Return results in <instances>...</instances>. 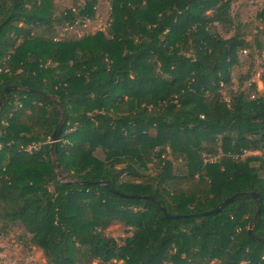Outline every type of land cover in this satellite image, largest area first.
I'll use <instances>...</instances> for the list:
<instances>
[{
	"label": "trees",
	"instance_id": "1",
	"mask_svg": "<svg viewBox=\"0 0 264 264\" xmlns=\"http://www.w3.org/2000/svg\"><path fill=\"white\" fill-rule=\"evenodd\" d=\"M232 2L110 0L108 27L71 40L55 24L93 19L97 0L57 16L53 0H0V98L20 86L60 104L12 90L0 108V220L47 264H264V96L221 92L264 27L247 40ZM115 221L121 245L105 233Z\"/></svg>",
	"mask_w": 264,
	"mask_h": 264
},
{
	"label": "rangeland",
	"instance_id": "2",
	"mask_svg": "<svg viewBox=\"0 0 264 264\" xmlns=\"http://www.w3.org/2000/svg\"><path fill=\"white\" fill-rule=\"evenodd\" d=\"M89 0H53L54 2V15L61 14L65 9L83 6ZM264 0H233L231 4V13L235 15L237 25H240V31L244 34L245 38L252 41L264 27L257 18V12L263 7ZM95 16L93 19H78L77 22L70 25L55 24L54 35L56 39H78L88 33L95 31H104L109 25L110 13V0H97L95 6ZM41 30L37 29L39 33ZM224 37L233 34L232 30L228 35L220 30ZM262 43V48L257 49L255 43H252V51L246 49L238 52V62L234 64L230 70L231 84L228 87H223L221 92L224 99L227 101L230 94L229 91H236L237 89L243 90L248 99L256 98L258 95L264 96V38L259 37ZM248 75V76H247ZM247 76V77H246ZM255 83L256 89L253 91L250 86ZM250 153V152H247ZM255 152L254 154H257ZM97 155L102 158V153L98 152ZM167 158L172 159L173 172L180 175H185L186 166L185 160L180 157L174 158L171 155H166ZM219 155L208 156L203 154V158L207 160H216ZM54 157V156H52ZM152 164L150 163L149 166ZM157 171L153 168L147 170V174L155 175ZM59 179L68 180L66 174L60 169H57ZM197 181V176L193 180H182L181 187L192 185ZM0 220V264H47L39 247L33 245H25V230L20 224L10 225ZM109 236L117 239L118 244L121 245L123 239L127 236L126 229L123 223L119 221L113 222L105 230ZM91 264H95L92 262ZM117 264H121L118 262Z\"/></svg>",
	"mask_w": 264,
	"mask_h": 264
},
{
	"label": "water",
	"instance_id": "3",
	"mask_svg": "<svg viewBox=\"0 0 264 264\" xmlns=\"http://www.w3.org/2000/svg\"><path fill=\"white\" fill-rule=\"evenodd\" d=\"M12 90H23V91H30V92L36 93V94H38V95H40V96H42V97H47V98H49V99L55 101V102L58 104V106L60 107L59 102H58L55 98H53L51 95H49V94H47V93H45V92L37 91V90H34V89H30V88L20 87V86H6V87L2 90V93H1V98H0V108H1V106H2V104H3V102H4L5 96L7 95V93H9V92L12 91ZM63 123H64V121H63V119H62V116H60V120H59V122H58L56 128L54 129L53 133H52L51 136H50V140H51V142H50L49 148H50V151H51V157L54 156V157H52V161H53V163L56 162V159H55V153L52 151V149H53V147H54V143H56V142L58 141V139H59L60 131H61V129H62ZM55 152H56V151H55ZM60 170L62 171L61 168H60ZM62 172H63V171H62ZM103 185H105L106 188H108L110 191H112V192H114V193L121 194V195H124V196H128V195L122 194V193H120L119 191L115 190L114 188L110 187V186H109V183H108L107 181H104V182H103ZM245 194H246L247 196L253 198V199L255 200L256 204H257V209H256V212H255V215H254L252 221L250 222L249 227H248V230H247V232H248V234H249L250 236L255 237V236L253 235V233H252V228H253V222L257 219V217H258V215H259V213H260V209H261L260 204H259V197H258V194L255 193V192H248V193H245ZM237 195H238V194H236V195H234V196H232V197H230V198L224 200V201L221 203V205H219L217 208L212 209V210H210V211H205V212L199 213V214H197V215H207V214H210V213H216V212L220 211L222 205H224V204H226L227 202L231 201V200H232L235 196H237ZM130 197H133V198L148 197V198H150V199H153L151 196H138V195H131ZM164 213H165V215H166L168 218H175V217H176V216H174V215H169L167 212H164Z\"/></svg>",
	"mask_w": 264,
	"mask_h": 264
},
{
	"label": "built area",
	"instance_id": "4",
	"mask_svg": "<svg viewBox=\"0 0 264 264\" xmlns=\"http://www.w3.org/2000/svg\"><path fill=\"white\" fill-rule=\"evenodd\" d=\"M50 142H51V140H50ZM29 150V149H28Z\"/></svg>",
	"mask_w": 264,
	"mask_h": 264
}]
</instances>
